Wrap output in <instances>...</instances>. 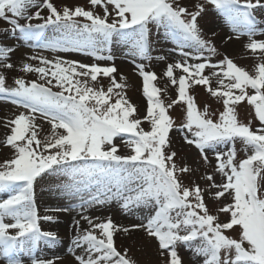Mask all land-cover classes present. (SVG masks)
<instances>
[{"label":"snow or ice","instance_id":"snow-or-ice-1","mask_svg":"<svg viewBox=\"0 0 264 264\" xmlns=\"http://www.w3.org/2000/svg\"><path fill=\"white\" fill-rule=\"evenodd\" d=\"M89 3L93 9L102 8L103 15L80 6L59 10L52 0H0V20L10 25L6 31L13 38L38 41L40 47L51 51L85 52L97 60H112L110 54H100L111 52L114 39L129 45L132 56L150 60L149 25L155 24L176 39L181 49L188 47L196 53L190 56L182 51V55L202 62L189 64L184 60L167 66L164 75L173 86L178 84V97L169 104L161 99V92L166 89L156 86V74L145 71L144 64H137L147 99L143 118H137L136 107L127 99L126 84L117 82L113 75L117 71L114 66L34 56L31 59H38L40 66L24 63L20 71L37 74V80L17 78L15 86L9 87L5 75L0 73V97L11 98V103L28 112L6 122L11 134L5 146H10L15 156L0 165V191L14 194L0 202V259L5 264H22L17 253L31 255L40 241L50 245L58 241L55 233L41 230L40 220L54 222L55 218L38 214L34 195L38 178L56 174L67 176L72 181L68 187L77 192L80 185L96 186L95 194L84 200L82 208L116 198L122 200L126 210L133 206L154 207L155 213L146 223L132 228L142 229L158 242L161 257H167L164 264H183L178 245L202 257V264H264V40L253 39L264 34V30H258L260 21L254 15L256 10H264V2L203 0L195 5V11H189L178 0ZM206 5L223 16L234 32L249 38L246 48L254 56L259 53L261 59L255 65V74L238 67L227 56L218 63L211 62L216 49L203 38L198 25ZM43 9L48 10L46 17L41 15ZM78 18L85 22L81 24ZM33 20L42 23L33 24ZM49 28L59 35L49 40L45 36ZM14 51L11 46H0V68L13 69L8 61ZM205 51L210 55L203 56ZM206 69L213 70L211 76L204 74ZM175 70L183 73L178 79ZM101 76L109 78L106 91L102 85L95 86ZM212 77L217 78L216 88L212 87ZM194 86H204L211 97L222 102L223 111L217 120L210 118L207 105L203 111L199 109L189 94ZM249 90L254 94H249ZM244 101L259 121L260 127L255 130L251 121L243 123L238 118L237 106ZM176 104L184 109L177 128L184 141L194 145L205 162L206 150L215 153V171L220 174L221 183L217 184L212 175L206 179L212 182L209 189H217L211 193L215 200L226 194L232 199L231 204L217 209L218 214L229 215L227 222L221 223L218 214H211L199 185L190 188L180 179L179 174L191 169L178 167L176 152L171 151L169 134L177 126L169 109ZM38 116L51 125L50 134L43 140L38 138ZM145 122L150 125L149 131L141 127ZM120 136L128 137L124 143L131 155L118 154L114 139ZM237 142L246 152V158L241 160H237ZM222 145L231 147L222 151ZM5 218L13 222L5 223ZM82 219L89 228L77 231L72 240V245L86 254V258L76 256L78 264H135L128 258L127 249L122 254L115 246L114 234L121 229L111 218L100 223L88 216ZM76 227L79 229V221ZM235 229L239 230L238 238L228 235ZM10 230H15V234ZM123 231L127 233L129 229ZM31 264L55 262L32 258Z\"/></svg>","mask_w":264,"mask_h":264},{"label":"rangeland","instance_id":"rangeland-1","mask_svg":"<svg viewBox=\"0 0 264 264\" xmlns=\"http://www.w3.org/2000/svg\"><path fill=\"white\" fill-rule=\"evenodd\" d=\"M178 2L188 8L189 11H195L197 3H203V0H178ZM264 2V0H262ZM52 3L62 10L64 6L75 8L77 6L83 7L85 10L94 11L97 14L103 15V10L99 6L95 9L89 3V0H52ZM108 10L112 12V6H108ZM32 12L36 9H31ZM48 10L43 9L41 15L47 16ZM114 15V14H113ZM257 20L260 23L257 25L258 30H264V10H256L254 12ZM112 17H109L111 21ZM80 23H84L83 18H78ZM20 23H24L23 20ZM33 24L42 23V21L33 20ZM198 25L201 34L205 40L211 42L216 49V54L211 55V62L218 63L225 56L231 59L238 67L248 71L250 74L254 73L255 65L261 62L260 56L257 53L255 56L246 48L249 43V38L246 35H240L234 32L232 27L225 21L211 5H206V11L198 17ZM10 25L5 21L0 20V46H11L15 51L10 54L8 62L14 65L13 69L0 68V73L6 77V86L14 87V80L23 78L26 81L37 80V74L24 73L20 68L24 63H29L33 66H40L38 59H31V57H44L48 60L61 59L64 61H73L83 64H97L101 67L114 66L117 71L113 74L117 82L126 84L124 89L127 99L136 107L137 118H143L146 115L147 99L143 95V80L139 75L137 64H144L145 71L154 72L158 79L155 81L157 87L166 89L161 92V99L165 104L171 103L178 97V84L173 86L168 78L164 75L169 64L182 62L187 60L189 64H195L202 61L190 59L184 56L181 52L195 55V51L191 48H180L176 39L169 35L163 27H158L155 24L149 25L150 29V60H141L130 54L129 45L115 40L111 47V52H104L100 55L112 56V60H97L93 56L85 52H78L74 50L69 51H51L40 47L38 41H24L13 38L9 35L6 29ZM18 35V34H17ZM59 33L49 28L45 32V36L50 40L57 37ZM239 37V38H237ZM255 40H264V34H257L253 37ZM46 42V41H45ZM203 56H209L208 52L201 53ZM163 57V59H161ZM212 69H206L205 75L211 76ZM183 73L180 70H175L174 76L178 79ZM125 77L121 80L120 77ZM99 84L96 87L103 86L107 90L109 86V78L99 77ZM212 87H218L217 78L212 77ZM59 89L53 88V91ZM189 94L195 98V102L201 111L205 106H208L210 118L214 121L218 119L219 113L223 111V104L217 98L211 97L204 86H194L189 89ZM238 94V93H237ZM249 94H254L249 90ZM115 102V98L113 101ZM21 112L28 114L23 107L11 103V98L0 97V165L5 161L14 158L15 151L10 146H5L6 138L11 134L10 127L6 126L7 121H11ZM238 118L243 123L252 122L253 130L260 127L259 121L255 119L253 108L247 104L246 101L237 106ZM169 114L176 121V126L170 132L171 151L176 152L175 163L178 167L187 166L191 169L188 173L179 174L182 183L187 187H194L199 185L204 190L205 202L209 211L213 215H217V209L225 205L231 204L232 199L227 194L219 201L215 200L211 193L217 189H209L212 183L206 179V176L212 175L217 184L221 183V176L215 171L217 161L215 153L211 150H206L208 162H205L200 151L194 146L187 144L183 139V134L177 130L182 123L184 116V109L181 104H176L169 109ZM35 123L40 126L38 131V138L43 140L46 135L50 134L51 125L43 118L37 117ZM145 131L150 130L148 123L141 125ZM62 131V130H61ZM127 136H120L114 139L121 156L131 155V149L124 143ZM229 146H221L220 150L227 151ZM237 150V160L246 158L244 147L237 142L235 145ZM54 151V150H53ZM90 163V162H89ZM72 181L64 175L45 174L38 178L34 184L35 203L38 209V214L43 217L45 215L53 216L54 222L40 220L39 226L42 231L55 233L58 241L55 244H49L45 241H40L31 255L28 253H17L16 258L21 260L22 264H31V259L54 260L55 264H78L76 256H85L86 254L82 248H75L72 245V240L75 238L77 231L83 232L89 228L86 220L82 216L90 217L94 223L106 221L111 218L114 225L120 227V231L114 234L115 246L123 254L127 249V256L135 262V264H164L167 257H161L158 249V242L154 238L147 237L142 229H133V225L146 223L147 219L154 215L155 208L149 207H131L126 210L122 207V200L119 198L113 199L108 203L96 204L82 208L84 200L90 199L92 194L96 192V186L80 185L79 191L75 188L68 187ZM11 194L7 191H0V202L8 199ZM129 193H126V195ZM69 209L68 211H53V209ZM219 220L221 223L229 220V215L219 213ZM79 221V229L76 227V222ZM10 218H5V223H12ZM124 223V225H122ZM129 229L125 233L123 229ZM134 230V231H133ZM11 234H15V230H10ZM135 232V233H134ZM238 229L228 232V235L238 238ZM97 235L99 232L97 230ZM177 251L183 260V264H202V257L195 256L192 251L186 250L184 245H178ZM0 264H5L4 259H0Z\"/></svg>","mask_w":264,"mask_h":264},{"label":"bare ground","instance_id":"bare-ground-1","mask_svg":"<svg viewBox=\"0 0 264 264\" xmlns=\"http://www.w3.org/2000/svg\"><path fill=\"white\" fill-rule=\"evenodd\" d=\"M122 225H124V223H122ZM134 231V230H133ZM135 233V232H134Z\"/></svg>","mask_w":264,"mask_h":264}]
</instances>
